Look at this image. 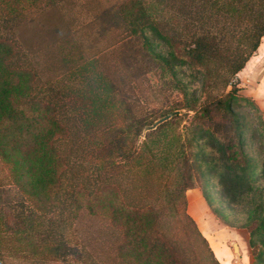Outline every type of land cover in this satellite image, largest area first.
I'll use <instances>...</instances> for the list:
<instances>
[{
    "label": "trees",
    "instance_id": "16d2710c",
    "mask_svg": "<svg viewBox=\"0 0 264 264\" xmlns=\"http://www.w3.org/2000/svg\"><path fill=\"white\" fill-rule=\"evenodd\" d=\"M182 1L186 3L175 14L166 13L163 0H123L117 5L123 33L139 42L159 76L166 77L181 99L157 116L127 112L124 142L117 143L109 158L98 161L125 170L139 168L141 149L153 155L145 142L149 133L188 117L186 135L177 134L176 151L171 153L170 165L179 164L174 190L161 208L134 206L114 183L100 181L88 187L75 181L58 224L68 230L81 208L102 216L117 234L119 264H220L185 211L184 191L193 186L195 171L204 183L211 182L226 208H244L243 220L228 225L246 229L249 264H264V186L259 183L264 179V156L259 162L248 143L264 140V123L252 100L232 82L264 35V0ZM22 9L19 0H0V24ZM18 55L15 41L0 36V261L48 264L64 249L65 235H50L45 213L59 206L58 194L65 187L69 156L58 142L68 137L69 129L47 97V86H37L35 72L18 63ZM101 81V88L87 86L88 93L100 98L112 89L108 80ZM245 108L253 111L255 124L241 114ZM216 123L222 130L214 129ZM260 145L264 154L262 141ZM16 195L36 213L24 212L23 226H17L12 210L4 207Z\"/></svg>",
    "mask_w": 264,
    "mask_h": 264
},
{
    "label": "rangeland",
    "instance_id": "374dc122",
    "mask_svg": "<svg viewBox=\"0 0 264 264\" xmlns=\"http://www.w3.org/2000/svg\"><path fill=\"white\" fill-rule=\"evenodd\" d=\"M19 1L22 11L0 24V36L15 41L19 49L16 61L33 69L37 86H47V97L56 103L58 117L69 129L68 137L58 142L59 148L69 156L65 187L58 194L59 206L45 213L50 235L53 232L56 237L65 235L61 245L64 249L60 257L48 264H119L115 252L117 234L102 216L81 208L66 230L58 224L61 211H66L69 190L75 181L88 187L100 181L114 183L128 204L161 208L178 180L179 164L170 165L171 153L176 151L177 134L186 135L188 117L178 123L175 119L170 126L149 133L145 142L153 155L141 149L139 168L125 170L107 161L99 165L98 161L109 158L117 143L124 142L127 112L135 116H157L173 108L181 96L166 77L159 76L153 61L141 51L139 42L123 33L116 12L123 0ZM185 3L163 0L161 5L166 13L175 14ZM191 14L194 16L192 11ZM101 79L108 80L112 89L97 98L88 93L87 86L101 88ZM193 87L198 84L194 83ZM249 110L245 108L241 114L255 124L254 113ZM222 128L221 123L214 125L216 131ZM140 141L142 136L138 148ZM261 141L264 144L262 138L248 142L249 152L259 156V162L264 156ZM185 153L192 159L186 144ZM204 180L194 171L193 186L184 191L186 213L220 264H249L251 253L246 229L228 225L243 220L244 208H226L211 182L204 183ZM259 183L264 186V179ZM27 206L17 195L4 203L16 217L17 226L26 222L24 212L30 209L29 215L36 214ZM216 211L220 214L216 215ZM232 242L237 246L235 252ZM172 243L176 247V234Z\"/></svg>",
    "mask_w": 264,
    "mask_h": 264
},
{
    "label": "crops",
    "instance_id": "0c3cea01",
    "mask_svg": "<svg viewBox=\"0 0 264 264\" xmlns=\"http://www.w3.org/2000/svg\"><path fill=\"white\" fill-rule=\"evenodd\" d=\"M236 82L238 92L252 100L264 123V35L256 50L236 73Z\"/></svg>",
    "mask_w": 264,
    "mask_h": 264
},
{
    "label": "bare ground",
    "instance_id": "6f19581e",
    "mask_svg": "<svg viewBox=\"0 0 264 264\" xmlns=\"http://www.w3.org/2000/svg\"><path fill=\"white\" fill-rule=\"evenodd\" d=\"M234 245H235V246H233V248H232V246H231L233 252L237 251L236 243H235Z\"/></svg>",
    "mask_w": 264,
    "mask_h": 264
},
{
    "label": "built area",
    "instance_id": "2783aa9c",
    "mask_svg": "<svg viewBox=\"0 0 264 264\" xmlns=\"http://www.w3.org/2000/svg\"><path fill=\"white\" fill-rule=\"evenodd\" d=\"M232 82H236V75L233 76V78H232ZM0 264H2L1 261H0Z\"/></svg>",
    "mask_w": 264,
    "mask_h": 264
},
{
    "label": "water",
    "instance_id": "95a60500",
    "mask_svg": "<svg viewBox=\"0 0 264 264\" xmlns=\"http://www.w3.org/2000/svg\"><path fill=\"white\" fill-rule=\"evenodd\" d=\"M234 244H235V242H232V243H231L232 248H233V246H235Z\"/></svg>",
    "mask_w": 264,
    "mask_h": 264
}]
</instances>
